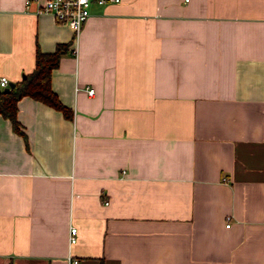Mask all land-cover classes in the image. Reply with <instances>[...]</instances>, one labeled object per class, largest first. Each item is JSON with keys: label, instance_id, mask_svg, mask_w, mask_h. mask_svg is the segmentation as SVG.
<instances>
[{"label": "crops", "instance_id": "obj_1", "mask_svg": "<svg viewBox=\"0 0 264 264\" xmlns=\"http://www.w3.org/2000/svg\"><path fill=\"white\" fill-rule=\"evenodd\" d=\"M58 42L71 117L0 115V264H264V0L91 4L75 38L0 0L8 81Z\"/></svg>", "mask_w": 264, "mask_h": 264}, {"label": "trees", "instance_id": "obj_2", "mask_svg": "<svg viewBox=\"0 0 264 264\" xmlns=\"http://www.w3.org/2000/svg\"><path fill=\"white\" fill-rule=\"evenodd\" d=\"M68 45L69 42H58L49 52L41 51L36 47L32 69L22 73L9 90L0 89V115L7 118L11 129L23 138H25L24 133L16 119V102L23 95L59 110L65 117H71L70 108L59 101L49 85L50 71L57 65L59 57L68 50Z\"/></svg>", "mask_w": 264, "mask_h": 264}, {"label": "built area", "instance_id": "obj_3", "mask_svg": "<svg viewBox=\"0 0 264 264\" xmlns=\"http://www.w3.org/2000/svg\"><path fill=\"white\" fill-rule=\"evenodd\" d=\"M120 0H25V5L34 4V12L36 14H48L55 21L65 24L72 32L75 38L89 14L91 4L104 5L109 3H117ZM8 79L4 75H0V89L7 86ZM86 94L93 93L91 86H85ZM228 219V218H226ZM227 226L228 223H225ZM69 242L75 240V227H68ZM71 262L76 260L71 259Z\"/></svg>", "mask_w": 264, "mask_h": 264}, {"label": "water", "instance_id": "obj_4", "mask_svg": "<svg viewBox=\"0 0 264 264\" xmlns=\"http://www.w3.org/2000/svg\"><path fill=\"white\" fill-rule=\"evenodd\" d=\"M14 82L13 81H8L7 86L1 88V91H7L13 86Z\"/></svg>", "mask_w": 264, "mask_h": 264}]
</instances>
